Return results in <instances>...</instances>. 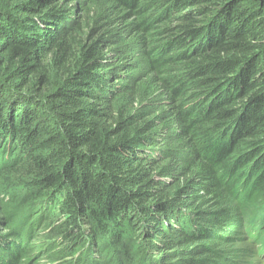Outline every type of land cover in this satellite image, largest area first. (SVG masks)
<instances>
[{
  "label": "trees",
  "instance_id": "1",
  "mask_svg": "<svg viewBox=\"0 0 264 264\" xmlns=\"http://www.w3.org/2000/svg\"><path fill=\"white\" fill-rule=\"evenodd\" d=\"M251 241L264 0H0V264H247Z\"/></svg>",
  "mask_w": 264,
  "mask_h": 264
},
{
  "label": "rangeland",
  "instance_id": "2",
  "mask_svg": "<svg viewBox=\"0 0 264 264\" xmlns=\"http://www.w3.org/2000/svg\"><path fill=\"white\" fill-rule=\"evenodd\" d=\"M82 16V14H78V19ZM73 27V26H72ZM132 37L130 36L129 38H127V40H130ZM122 40H120L118 42V44H114L113 41H111L110 43L113 44V46L117 47V46H120L122 43H121ZM105 49V48H104ZM130 66V65H128ZM122 68V67H120ZM126 68V67H125ZM131 69H125L124 73H128L130 72ZM122 71V70H121ZM233 230H236L235 228H232L230 231H228L227 234H230L231 236H237L238 234L233 232ZM246 246V248L248 249V254L243 258L244 261H247L248 263L247 264H264V257H260V252L264 251V247L261 246L259 247L258 243L257 242H243L242 244L241 243H238V247H242V246ZM253 247H259V253L257 254L255 252V250H253ZM251 250V251H250ZM254 251V255L252 254V252ZM264 253V252H263ZM42 258L40 259L41 262H43L42 264H54L55 262L52 261V260H48V259H45L43 256H41ZM45 259V260H44ZM45 261V262H44Z\"/></svg>",
  "mask_w": 264,
  "mask_h": 264
}]
</instances>
